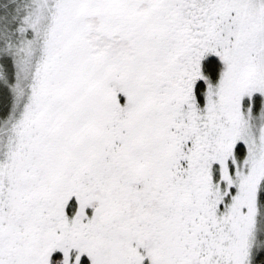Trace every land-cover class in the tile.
Wrapping results in <instances>:
<instances>
[{
  "label": "snow or ice",
  "instance_id": "6c2138e0",
  "mask_svg": "<svg viewBox=\"0 0 264 264\" xmlns=\"http://www.w3.org/2000/svg\"><path fill=\"white\" fill-rule=\"evenodd\" d=\"M0 264H264V0H0Z\"/></svg>",
  "mask_w": 264,
  "mask_h": 264
}]
</instances>
